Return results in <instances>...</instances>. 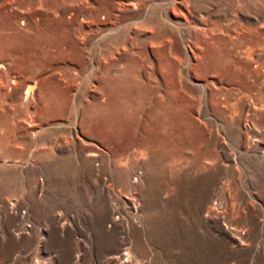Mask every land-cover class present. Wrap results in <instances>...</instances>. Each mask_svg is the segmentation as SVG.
<instances>
[{"label":"rangeland","instance_id":"rangeland-1","mask_svg":"<svg viewBox=\"0 0 264 264\" xmlns=\"http://www.w3.org/2000/svg\"><path fill=\"white\" fill-rule=\"evenodd\" d=\"M0 264H264V0H0Z\"/></svg>","mask_w":264,"mask_h":264},{"label":"bare ground","instance_id":"bare-ground-1","mask_svg":"<svg viewBox=\"0 0 264 264\" xmlns=\"http://www.w3.org/2000/svg\"><path fill=\"white\" fill-rule=\"evenodd\" d=\"M27 93H29V88H28V90L26 91V94H27ZM93 153H94V152H93ZM92 155H93V154H92ZM131 255H132V254H131ZM127 260H128V259H127ZM129 261H130V260H129ZM127 262H128V261H127ZM141 262H142V261H141Z\"/></svg>","mask_w":264,"mask_h":264}]
</instances>
